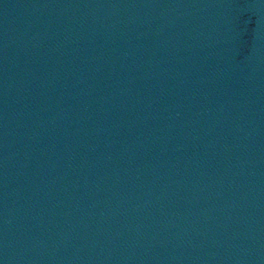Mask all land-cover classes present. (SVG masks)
Listing matches in <instances>:
<instances>
[{"label":"water","instance_id":"1","mask_svg":"<svg viewBox=\"0 0 264 264\" xmlns=\"http://www.w3.org/2000/svg\"><path fill=\"white\" fill-rule=\"evenodd\" d=\"M0 264H264V0H0Z\"/></svg>","mask_w":264,"mask_h":264}]
</instances>
